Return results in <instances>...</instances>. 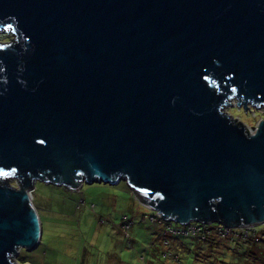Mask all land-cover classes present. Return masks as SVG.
Returning a JSON list of instances; mask_svg holds the SVG:
<instances>
[{
	"label": "water",
	"instance_id": "water-1",
	"mask_svg": "<svg viewBox=\"0 0 264 264\" xmlns=\"http://www.w3.org/2000/svg\"><path fill=\"white\" fill-rule=\"evenodd\" d=\"M0 30V264L39 241L36 180L123 181L176 224L264 223V118L221 112L264 110V0H0Z\"/></svg>",
	"mask_w": 264,
	"mask_h": 264
},
{
	"label": "rangeland",
	"instance_id": "rangeland-1",
	"mask_svg": "<svg viewBox=\"0 0 264 264\" xmlns=\"http://www.w3.org/2000/svg\"><path fill=\"white\" fill-rule=\"evenodd\" d=\"M9 33L0 30V40L11 38ZM227 102L221 112L247 132L264 118L262 108L246 104L243 110L234 97ZM32 187L29 197L40 237L35 248H19L20 264L26 263L23 260L30 264H206L212 252L228 254L224 247L207 248L194 237L176 236L167 237L166 249L178 255L163 256L161 223L149 220L152 210L141 204L123 181L113 185L83 182L69 190L36 180ZM123 216L128 223H120Z\"/></svg>",
	"mask_w": 264,
	"mask_h": 264
},
{
	"label": "trees",
	"instance_id": "trees-1",
	"mask_svg": "<svg viewBox=\"0 0 264 264\" xmlns=\"http://www.w3.org/2000/svg\"><path fill=\"white\" fill-rule=\"evenodd\" d=\"M245 132L247 131L245 130ZM32 190L33 187L31 191ZM124 218L126 219L127 217L124 216ZM153 221H156L157 223L159 224L161 223V225H163L162 224L163 220L160 218L154 217ZM191 223H194L198 227L203 226V229L200 232L201 234L198 235L189 234L188 236H182V237H194L198 239L200 243H203V245L207 248H215L217 250L218 248L224 247L225 249L228 250V254L225 257L223 256L222 251L219 252V256H216L215 253L212 252L206 264H264V227H257L252 230L256 238L255 241L247 239L244 242H239L238 240L235 239V237L220 238L217 233L211 230V227H209L208 223H200V222H196V223L191 222ZM168 245H166L164 248V250L166 251L161 252L162 255L163 253L166 252V255L177 256L178 255L177 253H173L166 249ZM20 254L21 251L18 252L17 257L15 258L17 261ZM170 259L173 261L172 258ZM23 262L29 263L26 260H23Z\"/></svg>",
	"mask_w": 264,
	"mask_h": 264
},
{
	"label": "built area",
	"instance_id": "built-area-1",
	"mask_svg": "<svg viewBox=\"0 0 264 264\" xmlns=\"http://www.w3.org/2000/svg\"><path fill=\"white\" fill-rule=\"evenodd\" d=\"M249 133H251V132H249ZM30 191H31V189L26 191L28 194V197H29ZM146 208H148V207L146 206ZM148 209L152 210L150 208H148ZM152 213L153 214L148 216L149 220L153 221L154 217L160 218L163 220V223H162L163 225H161V227H162L161 245H163V246H166L169 244L167 237L188 236L189 234L198 235V234H201L200 232L203 229V226L198 227L194 223H191L194 221L184 223V224H176V223L170 222L168 220H164L162 217H159L156 214V211L152 210ZM122 218L123 219L120 223H128L129 222L128 218L125 219L124 216ZM208 225H209V227H211V230L213 232H215L219 235L220 238L235 237V239L238 240L239 242H244L247 239H250L252 241L256 240L255 235L253 234L252 230L257 228L258 225H260V224L255 223L252 225H245V226L226 227V226L219 224V223L208 222ZM120 226H121V224H120ZM126 228H127V226H126ZM164 251H166V250H163L162 252H164ZM163 255L165 256L166 252L163 253Z\"/></svg>",
	"mask_w": 264,
	"mask_h": 264
},
{
	"label": "clouds",
	"instance_id": "clouds-1",
	"mask_svg": "<svg viewBox=\"0 0 264 264\" xmlns=\"http://www.w3.org/2000/svg\"><path fill=\"white\" fill-rule=\"evenodd\" d=\"M1 41H7V40H1ZM30 199V198H29Z\"/></svg>",
	"mask_w": 264,
	"mask_h": 264
}]
</instances>
